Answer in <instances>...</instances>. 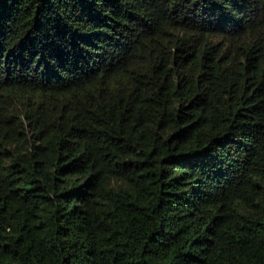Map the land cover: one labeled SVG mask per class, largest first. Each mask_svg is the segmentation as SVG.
<instances>
[{
  "label": "trees",
  "instance_id": "1",
  "mask_svg": "<svg viewBox=\"0 0 264 264\" xmlns=\"http://www.w3.org/2000/svg\"><path fill=\"white\" fill-rule=\"evenodd\" d=\"M0 264H264V0H0Z\"/></svg>",
  "mask_w": 264,
  "mask_h": 264
}]
</instances>
